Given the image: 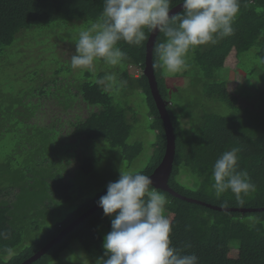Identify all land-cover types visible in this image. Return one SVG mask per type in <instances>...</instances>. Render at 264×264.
<instances>
[{
    "label": "trees",
    "instance_id": "obj_1",
    "mask_svg": "<svg viewBox=\"0 0 264 264\" xmlns=\"http://www.w3.org/2000/svg\"><path fill=\"white\" fill-rule=\"evenodd\" d=\"M182 2L172 0L170 6L173 9ZM103 7L104 0H0V53L11 46L17 36L31 31L39 33L35 40L39 50L46 54L45 63L43 61L40 66L47 69L49 78L44 77L35 88L37 99L32 104L34 115L30 119L34 124L31 125L56 127L60 123L62 129L58 133H68V142H77L76 148L75 144L65 146L66 151L72 152L67 163L74 164V168L78 167L86 177L94 171L95 158L90 148L95 140L102 139L111 148L117 149L127 162H132L139 155L142 143H127L134 111L129 105L115 102L112 95L122 89L145 96L149 106L150 129L155 132L156 141L152 144L147 165L137 172L150 175L162 160L166 147L163 124L150 93L148 79L143 74L151 32L146 30L148 39L141 46L120 42L119 47L128 58L118 66L107 65L102 60L96 61L93 69L83 72L70 66L71 57L76 54L79 31L95 22ZM182 11L176 14H182ZM233 27V35L190 53V66L182 75L166 74L156 66L155 46L165 39L162 33H157L151 54L152 66L175 136V156L168 185L183 197L210 205L221 207L227 201V208L258 209L264 208V120L260 113L255 115L249 109L254 108L252 104L256 101H252L250 106H243L239 103L241 96L229 92L225 62L233 53L239 69L247 73L250 84L255 70L264 68V0H241L240 14ZM131 69H138L139 74L133 76ZM71 71L81 73V80L75 79ZM113 72L116 81L112 84L109 80L107 84L106 77ZM169 77H187L188 82L184 87H172L167 83ZM186 86L192 88L193 95L180 93ZM256 89L259 97L264 95V86ZM61 96L71 97L61 101ZM213 104L224 106L229 112L219 114L213 110ZM50 105L56 110L48 108ZM254 109L259 112L261 107ZM183 119L188 120V129L183 127ZM37 141L40 143V140ZM232 147L241 149L238 154L239 169L247 171L257 189L244 198L243 205L232 193H225L218 199L211 189L214 163ZM188 173L195 179L193 188L182 184ZM67 174H55L53 182L49 183V194L60 201L67 199L72 189L66 180ZM15 186L16 181L12 188ZM0 188V233L7 234V238L0 236V264H20L27 260L97 204L107 192L106 186L94 197H87L64 219L39 231L38 238L17 248L25 232H29L23 223L33 195L25 196L18 203L19 200L13 201L9 196L13 190ZM158 191L168 201L166 215L173 228V245L184 248L190 244L185 252L195 254L198 264H264V211H217ZM38 225L29 227L37 231ZM110 231L111 217H106L99 208L30 264H55L60 254L75 240L81 243L92 264H95L96 258L103 256L102 244ZM6 248L12 249L11 254L5 251ZM16 250L17 253L14 252ZM231 251L236 252L235 257L230 256Z\"/></svg>",
    "mask_w": 264,
    "mask_h": 264
},
{
    "label": "clouds",
    "instance_id": "obj_2",
    "mask_svg": "<svg viewBox=\"0 0 264 264\" xmlns=\"http://www.w3.org/2000/svg\"><path fill=\"white\" fill-rule=\"evenodd\" d=\"M172 0H104L101 15L89 27L79 31L76 54L70 66L81 72L94 68L95 62L118 66L127 57L120 42L141 46L147 32L162 33L163 42L155 46L157 67L166 74L189 68V56L201 46L234 34L241 0H183L182 14L170 16ZM108 80L115 79L108 75ZM238 147L224 151L212 169L211 189L219 199L232 193L241 205L256 192L247 171L239 169ZM150 176L120 171L110 182L97 204L111 217V231L104 237L103 256L95 264H198L195 254L173 245V228L166 215L167 198L153 186ZM222 208H227L225 201ZM0 236L7 238L6 233ZM5 251L11 254L12 249ZM68 264H90L81 252L69 255Z\"/></svg>",
    "mask_w": 264,
    "mask_h": 264
},
{
    "label": "rangeland",
    "instance_id": "obj_3",
    "mask_svg": "<svg viewBox=\"0 0 264 264\" xmlns=\"http://www.w3.org/2000/svg\"><path fill=\"white\" fill-rule=\"evenodd\" d=\"M38 37L39 33L37 32H26L17 36L15 42L0 53V186L13 190L9 196L13 201L19 200L18 203L33 195L32 201L27 207L29 213L25 214L26 219L23 223L29 232H25V236L17 248L26 246L36 237L38 238L39 231L64 219L67 214L83 204L87 197H94L110 182L117 181L120 171L134 173L143 169L152 153V144L156 141V134L150 129L149 106L145 96L138 92L128 93L118 89L112 95L115 102L129 105L134 111L130 121L131 129L127 143H142L139 155L132 162H127L117 149L111 148L108 143L99 139L95 140L90 148L92 156L95 158L94 171L91 175L86 177L78 167L74 168V164L68 165L67 159L72 152L66 151L65 146L70 147L75 144L76 148L77 142L73 140L68 142V133L65 135L58 133L62 129L60 123L56 127L31 125L34 124L30 119L33 114L32 109H34L32 104L37 99L34 96L35 88L44 77L49 78L47 69L40 66L43 61L45 63L46 54L38 48V41L35 40ZM66 51L69 53V49ZM225 67L228 70L227 87L229 92L241 96L239 103L243 106H250L252 101H256L252 106L254 108L260 106V111L255 112L252 107L249 109L253 110L255 115L260 113L259 115L264 120V95H260L262 98L260 100L259 92L256 89V87L264 86V68L255 70L250 84L246 78L247 73L239 69L233 53L227 58ZM130 71L133 76L139 74L138 69ZM183 72L179 74L182 75ZM71 74L77 80L82 78L78 71H71ZM112 75L115 79L111 80V83L114 84L116 74L113 72ZM105 82L110 83L108 79ZM187 82V77H169L167 79V83L172 87H184ZM64 92L65 90H63V94ZM183 92L189 96L193 95V90L189 86L180 91L182 95ZM70 97L61 96L60 99L61 101L67 100ZM54 107L53 105L48 106V108L56 110ZM212 108L223 115L229 112L226 107L219 104H213ZM44 114L42 113L41 117ZM129 115L131 116L130 112ZM35 117H37L36 113ZM20 119L27 125L22 124ZM181 123L185 129H188L187 119H183ZM37 140H40V143ZM66 172H68L66 180L70 182L72 189L68 198L60 201L49 194V183L53 182L55 174ZM14 181H16V186L12 188ZM195 183V179L189 173L186 178L182 179V184L190 188H193ZM36 223L39 224V229L34 231L29 226ZM14 252L17 253L18 250ZM81 252L92 264V260L78 240L73 241L54 263L68 264L66 258L69 255ZM230 256L235 257L236 252L231 251Z\"/></svg>",
    "mask_w": 264,
    "mask_h": 264
},
{
    "label": "water",
    "instance_id": "obj_4",
    "mask_svg": "<svg viewBox=\"0 0 264 264\" xmlns=\"http://www.w3.org/2000/svg\"><path fill=\"white\" fill-rule=\"evenodd\" d=\"M182 4V3H181ZM179 4L174 7L170 13V16L175 15L179 11L183 10L182 5ZM158 33V32H157ZM157 33H150L148 42H147V49H146V58H145V68L143 70V74L148 79V84L150 88V93L154 100L156 109L159 113L160 119L163 124L166 147L165 152L163 155L162 160L160 161L159 165L154 169V171L148 175L151 177L153 181V187L156 190L165 191L175 197H178L182 200H185L190 203H195L199 205H203L213 210L223 211V212H239V213H252V212H263L264 208L258 209H251V208H222L214 205H210L208 203H204L198 200H194L191 198L183 197L173 191L169 185L168 180L172 172L173 168V161L175 156V136L173 132V126L170 121V117L166 110L165 101L162 99L158 85L154 76L153 66H152V51L153 45L155 42V38ZM100 207L98 204H95L93 207L87 209L83 214L77 217L72 223L66 226L55 238H53L50 242H48L45 246H43L40 250H38L34 255L29 257L27 260L23 261L20 264H30L38 260L41 256H43L51 247H53L56 243H58L65 235L71 232L77 225L83 222L87 217L92 215L96 212Z\"/></svg>",
    "mask_w": 264,
    "mask_h": 264
}]
</instances>
